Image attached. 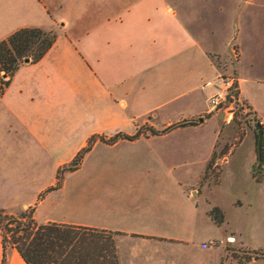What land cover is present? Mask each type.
I'll return each instance as SVG.
<instances>
[{"label":"crops","instance_id":"1","mask_svg":"<svg viewBox=\"0 0 264 264\" xmlns=\"http://www.w3.org/2000/svg\"><path fill=\"white\" fill-rule=\"evenodd\" d=\"M29 1L38 18L31 17V8L25 0H4L10 16L0 40L25 27L54 30L57 37L39 62L17 70L0 96V152H6V146L18 154H32L37 149L47 154L59 169L92 136H133L137 126L146 121L151 130L136 141L150 136L158 139L174 134L191 136L199 131L201 123L215 117L208 114L209 106L204 108L213 90L201 87L218 75L215 59L227 61L229 54L207 43L211 41L210 30L205 29L200 15L197 19L198 14L193 13L192 2ZM255 3L250 0L248 4ZM234 48L241 59L240 50ZM239 61H233L232 66L238 98L252 109L243 95L242 84L246 80L240 78ZM205 114L210 116L206 119ZM194 120L199 121L195 127L170 128ZM152 131L164 132L154 135ZM120 142L123 141L108 145L96 140L92 150L102 145L112 150L111 159L117 164H141L143 168L137 174L146 176L109 180L107 186L94 188L88 200L75 199L72 213L62 199L57 204L58 213L65 210L59 214L60 218L51 213L39 222L36 213L44 204V197L39 202L36 199L35 206L36 202L26 196L25 183L31 182L32 172L27 168L19 171L22 176L17 188V174L12 175V170L0 165V173L4 174L0 210L16 215L31 209L38 224L58 223L113 232L118 236L115 242L118 264H158L153 251V256L146 252V256L137 254L139 248L143 250L150 245L149 249H153L156 244L165 251L163 264H171L172 249L176 254L177 247L193 248L194 234L188 233L199 232L198 223L202 219L213 223L208 215L209 205L203 203L204 197H197L195 189L210 161L213 145L201 160L203 168L197 175L190 174V180L184 172L177 171L184 169L186 162H192L193 146H121ZM62 189L63 184L59 191ZM215 205L223 209L222 205ZM19 206L21 209L17 210ZM203 244L205 241L198 248L207 249L208 245L204 248ZM5 255V264H25L13 247L7 248ZM2 258L0 231V264Z\"/></svg>","mask_w":264,"mask_h":264},{"label":"rangeland","instance_id":"2","mask_svg":"<svg viewBox=\"0 0 264 264\" xmlns=\"http://www.w3.org/2000/svg\"><path fill=\"white\" fill-rule=\"evenodd\" d=\"M182 1L192 2L195 5V8L192 9L193 13L198 14L197 19L200 15L205 29L209 28L211 41L207 43L218 49H223L222 52L227 51L229 54L226 57L227 61L223 60L222 62L215 59L219 66L218 74L235 77L232 66L234 62L240 60L238 62V64L240 63V78L246 80L242 84L245 91L243 95L254 112L239 98L238 102L232 106L233 115L230 119L222 115L218 118L221 113L209 112L208 114L215 115V117L205 114L203 117L209 118L204 123L200 122L202 125L199 131L191 136L174 134L166 139L150 136L142 138L140 141H136L139 137L135 141L120 139L119 141L123 142H120L119 145L178 144L179 146H193L192 162H186V165L183 166L185 168L177 171L179 174L184 172L190 180H192L190 174L197 175L203 168V165H200L201 160L206 158L208 148L213 145L210 161L203 177L195 185V189L197 197H204V202H201L209 205V212L214 208L220 210L223 223L218 226L211 217L210 219L215 225L211 222L206 223L205 218L202 219L201 224L198 223V226H201L199 232L188 233L189 236L194 234L193 248L177 247L176 254L172 249L171 264H264V161L260 167L257 166L256 151L257 123H261L264 160V7L261 8L264 6V2L251 0L256 3L249 6L250 0ZM25 4L31 8L29 9L31 17L38 18V13L35 11V7L30 5V1L25 0ZM256 4L258 5L256 6ZM0 8L1 36L2 32L6 30L5 25L9 21L10 12L9 7L4 5V0H0ZM233 46L240 50L241 59ZM208 94L207 90L204 96L207 97ZM204 108H208L206 102ZM198 122V120H194L191 121L192 125L173 128L195 127ZM147 130H151L148 121L137 126V131L142 134ZM1 142L6 144L5 141ZM6 149V152H0V165L12 170V175L17 174L19 182L17 188L20 187L22 176L19 171L22 168H27L33 174L31 182L25 183L28 189L26 191L27 199L30 201L32 199L34 202L38 199L37 202H39L44 197V204L38 207L36 213L39 222H42L51 213L59 219V214L65 212L64 209L57 212V204L62 199L66 201L67 211L72 213L71 206L75 199L88 200L94 188L107 186V181L119 177L146 176L145 173L137 174L143 168L141 164L135 165L136 162H133L134 165L117 164L115 160L111 159L112 150H108L102 145L87 151L77 170L63 173L59 172L60 168L56 169L49 156L40 150L34 149L30 152L32 154H18L19 152H10L8 146ZM29 157H31L30 160ZM178 164L183 165L182 162ZM61 168L63 167L61 166ZM133 171L136 173L133 174ZM3 176L4 174L0 173V186H3L1 184ZM62 184L63 191H59ZM17 195L20 196V193ZM37 202L34 204L35 206H37ZM215 204L222 205L223 209ZM20 209L21 206L17 208V210ZM28 210L30 211V209H26L21 212H29ZM211 236L215 238L208 241ZM110 237L113 238L115 245L118 236L114 234ZM6 238H9L8 233ZM229 238H232L233 241H229ZM201 241H205L210 249H199ZM156 245L153 249H149L150 245H148L143 250L139 248L140 253L139 251L135 252L139 256H146L144 252L153 256L151 253L153 251V254L156 253V262L163 264L162 257L165 251L162 247L158 248L161 245ZM7 247H10L9 242ZM215 247L217 249L213 250Z\"/></svg>","mask_w":264,"mask_h":264},{"label":"trees","instance_id":"3","mask_svg":"<svg viewBox=\"0 0 264 264\" xmlns=\"http://www.w3.org/2000/svg\"><path fill=\"white\" fill-rule=\"evenodd\" d=\"M56 37L54 30L25 27L0 41V96L9 86L17 70L25 64L39 62L52 47ZM187 125L192 124L186 121L170 128ZM163 132L152 131V134L159 135ZM141 134L137 131L133 136L123 134L110 138L92 136L88 139L87 145L69 163L62 166L63 168L60 167L59 172L77 170L84 154L92 148L96 140L113 145L120 139L135 140ZM257 155V166L260 167L264 161L263 143ZM208 215L216 225L223 223L218 208H214ZM0 231L3 248L1 264L6 263L8 242L11 248L16 249L25 264H118L113 238L110 237L115 233L58 223L38 224L31 209L16 216L0 210ZM7 233L9 238H6Z\"/></svg>","mask_w":264,"mask_h":264},{"label":"built area","instance_id":"4","mask_svg":"<svg viewBox=\"0 0 264 264\" xmlns=\"http://www.w3.org/2000/svg\"><path fill=\"white\" fill-rule=\"evenodd\" d=\"M201 88L213 90L207 98L208 112L221 113L222 116L230 119L233 115L232 106L239 100L237 78L218 74L214 79L206 81ZM202 247L206 248L207 245L203 244Z\"/></svg>","mask_w":264,"mask_h":264},{"label":"water","instance_id":"5","mask_svg":"<svg viewBox=\"0 0 264 264\" xmlns=\"http://www.w3.org/2000/svg\"><path fill=\"white\" fill-rule=\"evenodd\" d=\"M25 62H28V60H25ZM201 121L202 120H200V122ZM262 143H263V130L261 128V125L258 123L257 124V142H256V150L258 154L260 153Z\"/></svg>","mask_w":264,"mask_h":264},{"label":"bare ground","instance_id":"6","mask_svg":"<svg viewBox=\"0 0 264 264\" xmlns=\"http://www.w3.org/2000/svg\"><path fill=\"white\" fill-rule=\"evenodd\" d=\"M232 240V239H231Z\"/></svg>","mask_w":264,"mask_h":264}]
</instances>
